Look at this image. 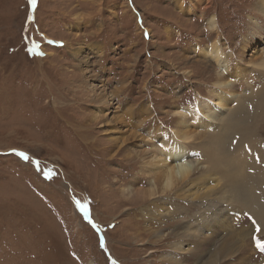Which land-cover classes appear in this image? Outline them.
<instances>
[{"label":"rangeland","instance_id":"1","mask_svg":"<svg viewBox=\"0 0 264 264\" xmlns=\"http://www.w3.org/2000/svg\"><path fill=\"white\" fill-rule=\"evenodd\" d=\"M256 2L0 0V264L208 262L209 252L194 262L189 252L180 254L172 241L179 235L158 237L187 230L200 213L197 201L173 193L171 203H151L142 215L149 202L137 194L155 177L141 167L172 136L177 111L197 107L214 89L209 75L219 68L201 51L216 41L233 78L259 90L247 103L259 131L264 15ZM100 92L120 95L114 103L121 111L100 109ZM228 99L215 113L234 107ZM142 104L153 117L141 121L142 111L140 127L127 125V113ZM207 121L187 129L197 153L210 132ZM253 140L240 152L228 149L231 158L264 159V137L256 146ZM124 145L142 160L128 158Z\"/></svg>","mask_w":264,"mask_h":264},{"label":"bare ground","instance_id":"2","mask_svg":"<svg viewBox=\"0 0 264 264\" xmlns=\"http://www.w3.org/2000/svg\"><path fill=\"white\" fill-rule=\"evenodd\" d=\"M206 2L202 4L205 5ZM256 6L263 16L264 0H257ZM253 19L250 23L254 26L250 31L251 37L256 35V22L258 21ZM208 24L210 28L216 27L214 19H211ZM217 42L201 51L202 56L212 58L211 65L215 63L216 69L219 68L216 73L213 68V74L209 75L210 79L215 76L216 80L212 83L214 89L210 90L208 98L202 99L197 107H184L177 111L179 120L176 121L177 125L174 126L176 129H174L172 136L165 138L159 148L158 145L154 146V150L151 151L152 154L144 158L148 160H145L143 167H141L143 168L141 173H150L155 177V180L151 181L150 188L140 191L137 195L149 202L142 208V215H148L146 210L151 203L156 204L163 201L171 203L167 195L173 193L176 194V198L177 194L181 192V196H184L183 198L186 200L191 198L198 202L200 213L195 217V221H191L192 223L186 227L187 230L174 235L167 233L158 236L162 239L171 240L179 235L180 239L172 240L174 247L180 254L181 252H189L191 255L187 258L191 259L192 262L199 261L203 257V253L209 252L210 257L206 264H264V250L252 242L254 236H264V232H255L257 225L264 229V168L262 166L264 159H233L230 155L231 152L229 153L230 150H228L235 148L239 149L240 152L244 147L246 148V145L251 144L253 139V146L263 142L261 138L264 137V123L260 126L259 131L252 125V122L249 123L254 109L249 108L247 104L249 100L255 102V94L259 90L245 88V85H240L233 78V74L235 75L236 72L233 73L232 70H229L227 66L228 56L221 54V48H218L220 45L218 46ZM251 44L252 39L249 38L247 48L252 46ZM243 47V50L246 49V46ZM242 51H239L241 55L244 53ZM239 86L244 89L239 91ZM93 87L96 95L97 87ZM218 90L222 91L217 92ZM119 96L108 97L105 93L100 92L95 101L100 109L116 113L121 111V107L114 103ZM228 98L233 99L234 107L231 109L227 105L229 108L225 111L219 110L218 113H215L216 107L222 108L221 103L229 102ZM143 109L138 108L136 111L132 108V114L135 118L127 113L128 119L127 121L124 120L126 124L140 127V121L135 119L140 116L142 118L143 112L141 121L153 117L151 116V107L147 106ZM243 110L246 111L244 116ZM205 119H208L206 130L209 129L210 132L205 135L206 141H203L205 143L201 145V153H197L188 146L193 145L190 142L193 137L188 132L191 128L188 131L187 129L190 125L205 123ZM195 131L197 130L195 129ZM262 145L264 149V144ZM124 146L122 148H126L128 151V158L134 159L137 163L142 155L137 152L131 154L129 145ZM255 150L257 151V149ZM158 194H163V196H157ZM188 243L190 249H184ZM171 257L169 256V261H171ZM181 259L184 258L179 256L180 261Z\"/></svg>","mask_w":264,"mask_h":264},{"label":"snow or ice","instance_id":"3","mask_svg":"<svg viewBox=\"0 0 264 264\" xmlns=\"http://www.w3.org/2000/svg\"><path fill=\"white\" fill-rule=\"evenodd\" d=\"M30 3L34 5L36 3V0H30ZM20 155H21L22 158H24L26 160L28 159L26 154L21 153ZM85 215H87V213H85ZM255 232L256 233H261V232H264V229H262L261 227H259L257 225L256 228H255ZM253 239H254V241L256 243V246L258 248H260L261 250H264V236H254Z\"/></svg>","mask_w":264,"mask_h":264}]
</instances>
